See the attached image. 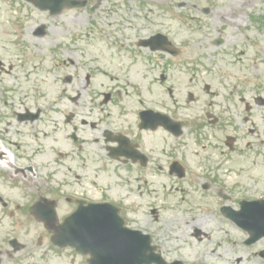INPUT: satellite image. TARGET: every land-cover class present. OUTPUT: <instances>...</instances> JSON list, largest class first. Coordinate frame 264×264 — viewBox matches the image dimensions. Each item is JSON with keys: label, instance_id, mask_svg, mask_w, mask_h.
I'll return each mask as SVG.
<instances>
[{"label": "rangeland", "instance_id": "obj_1", "mask_svg": "<svg viewBox=\"0 0 264 264\" xmlns=\"http://www.w3.org/2000/svg\"><path fill=\"white\" fill-rule=\"evenodd\" d=\"M131 1L127 0V4L130 5ZM147 1L161 4L165 0ZM170 1H187L189 4V0ZM236 1L241 0L228 1L227 4ZM117 2L110 0L94 12L76 10L73 18L58 23L59 32H88L91 39L79 48L78 55L72 57L75 63L71 58L68 65L62 60L57 69L48 53L56 37L55 28L44 42L32 40L28 35L23 40L13 41L12 35H6L4 30L9 26L7 20L1 23L0 193L8 205L0 211L8 209L28 219L29 206L55 199L58 212H70L72 204L68 198L77 194L76 190L83 192L85 188L92 189L103 183L109 186L107 198L120 200L123 213L129 219L127 224L132 228L136 225L146 232H156V241L169 250L172 257L182 258L186 264H264V240L252 246L245 245L246 232L220 212L223 204L238 209L242 200L260 198L264 191L262 156L241 153L244 149L236 143L241 141L238 129H229L228 137L217 135L222 145L208 153L204 150L201 158L206 160V154L211 156L218 173V186L223 188L222 192H233L234 197L229 202L220 195L212 198L215 197L212 191L207 194L198 191L195 184L190 187L191 173L183 185L185 189L191 188L184 195L186 200L176 202L180 195L170 194V180L166 176L149 179L144 173L147 179L142 187L141 182H134L132 166L111 161L107 151H100L94 143L98 130L114 129L116 119L127 120L126 127H130L137 121V112L143 106L163 105L176 116L190 119L195 117L198 109L199 102L194 101L196 93L207 99L208 104L211 102L212 83L216 86L223 81L229 85L237 83L235 87L238 90L242 82L253 81L263 86L264 0H249L245 7L236 10L240 12L235 16L237 20L232 21L227 30L219 24L225 30L219 37L227 41L222 49H236L242 42L246 45L248 53L241 66L232 61V55L221 63L214 59L221 48L212 42L190 39L183 40L182 43L187 45L181 47L180 62L175 66L166 64L162 67V62L154 64L150 59L143 62V52H135L137 48L129 46L135 42L134 36H140L136 25L119 23L116 14L108 15L105 11ZM153 10L148 16L155 19L161 10ZM189 11L184 9L185 13H180V16L197 14ZM256 13L262 17L256 20ZM137 23L140 27L143 20ZM186 32L193 33L192 30ZM20 41L25 43L23 49L19 48ZM239 54L241 52H235V55ZM228 59L232 61L230 64ZM247 62L248 67L245 65ZM190 68L199 70L191 72ZM203 77L209 81L203 79L205 90L202 85L192 88L198 82L203 83L200 79ZM187 107L194 109L188 110ZM39 109V117L34 121L20 120L19 114L26 111L36 113ZM72 113L75 114L74 123L69 125L66 121ZM237 122L238 126L244 127L242 124L247 120ZM74 125L78 127L75 131L77 141L72 138ZM167 139L165 132L158 131L147 136L145 141L148 140L154 156L158 157L162 148L172 147L174 140L170 138L167 142ZM190 144L195 147L192 140ZM236 146L238 148L234 150ZM200 148L205 149V146ZM253 149L263 153L259 148ZM97 152L99 157L96 158ZM85 153H89L94 161ZM6 155H9L7 159ZM190 161L196 165L197 159L191 158ZM138 185L153 191L151 208L159 211V215H153L160 219L155 225L149 223V215L136 216V201L141 204L139 209L142 213L149 212L148 201L151 202L145 189L142 198L137 194L141 189ZM198 203L208 205L210 209L212 206V216L197 213ZM23 222L20 227L41 226L29 219Z\"/></svg>", "mask_w": 264, "mask_h": 264}, {"label": "flooded vegetation", "instance_id": "obj_2", "mask_svg": "<svg viewBox=\"0 0 264 264\" xmlns=\"http://www.w3.org/2000/svg\"><path fill=\"white\" fill-rule=\"evenodd\" d=\"M228 1L235 0H227L226 2ZM107 2L109 3L110 0H0V33L1 23L7 20L9 26L8 28H4V30L6 31V35H12L13 41L23 40L28 35L32 40H41L44 42L49 38L48 34L52 33L53 28H55L54 33L56 37L52 40L51 49L48 50V53L52 56L55 69H57L62 60L66 65L69 64L70 58L75 63L72 57L76 54L78 55L79 48L91 39L90 33L86 32H59L57 31L58 23L63 19L67 18V20H70V18H73L75 15L74 11L76 10L82 9L87 12H94L100 5L107 4ZM217 2V0H189V4H186L187 1L182 2L185 6L196 9L204 17L207 16L203 18L206 23L200 22V28L202 29L200 37L204 41L213 40L215 35L219 36V30H222L219 27L220 23L229 25L232 21L237 20L235 16L240 12L236 10L241 9L242 6L245 7L249 0L236 1L228 5L226 12L216 5ZM173 4L176 7L183 8L179 2H173ZM160 5L169 7L170 1H164L161 4H155L150 1L145 6H141L138 0H132L130 5L127 4V0H118L116 4L105 8V11L106 13L108 12V15L116 14V21L119 23H133V25H136V30L140 33L139 38H149L155 36L156 33H165L158 30L171 32L178 28L172 18H165L167 16L166 11L163 14L164 17H158L157 21L148 16V13H152L153 9L158 8ZM225 5L227 7V4ZM77 17H79L78 14ZM88 19L90 20L91 18ZM140 20H143V23L139 27L137 22ZM179 35L180 33H175L174 38H177ZM134 38L138 40L136 36ZM226 42V40H223L221 44ZM24 46L25 43L20 41L19 48L23 49ZM72 51H75V54ZM84 65L86 68L88 67L85 62ZM88 78L90 79V76ZM89 79H87V82ZM214 99V116L212 113L211 116L215 117L216 121L227 120L228 126L232 129H235L233 120L246 119L249 121L247 136L254 137L255 134V138H259L263 143L261 148L262 152H264V138L261 139L262 133L264 136V86L253 84V87H249L244 92V98H241L237 103L231 102L230 99H226L221 93L217 92ZM40 111L41 109H39V113ZM68 117L70 118V122L74 123L75 114L72 113ZM126 123L127 120L116 119L113 123L116 125L114 129L100 128L94 138V143H96L100 151L108 149L113 152L118 149L120 143L112 142V140L119 139L121 135L127 136L130 140L126 143V148L135 150L137 159H124V162L125 164L131 163L132 170L135 172L133 179L136 184L141 182L139 178L140 173L141 177H144L143 175L145 173L149 179H152L154 176H172L177 181L172 184H180L182 179H178L177 175L181 168L175 161H179L184 166L183 168L188 177L189 171L186 163L192 157H195L197 159L195 167L199 169L200 176L196 175L190 178L193 179L196 188L198 185L200 186V188L198 187L199 190H205L206 188L204 186L207 185V191L214 189L215 193L218 194V189L216 188L217 178L214 176V172L216 173L215 168L209 167L208 165L202 167L201 164H203V161L201 160V155L199 151L192 149L189 142H187L189 141L187 139L189 135L186 131L181 136L176 137L165 129L157 130L165 132L167 138H172L175 143L172 144L171 148L170 146L167 149L162 148L161 155L155 157L153 148L150 147L148 140L145 141V139L157 131L141 130L139 120L131 124L130 127H126ZM74 126V130H78L77 125ZM190 135H192L191 132ZM168 139L166 140L167 142ZM142 152H145L146 156ZM85 154L93 160V157L89 153V155L87 153ZM95 156L96 158L99 157L98 152ZM177 156L180 160H178ZM143 159L146 160L144 161ZM165 168L168 170L167 174ZM171 172L173 173L171 174ZM138 187L141 188L140 185ZM76 192L78 195L75 194L73 197L68 198V202L72 204L70 213L78 210L81 202H83L82 207H88L90 203L101 204L107 202H112L121 207L119 199L112 200L107 198L106 189L103 187L97 188L94 186L92 189L85 188L83 192L77 190ZM152 192L148 191L149 197ZM137 194L142 198L143 191L140 190ZM0 197L3 199V194H0ZM212 198L215 197L212 196ZM1 203L0 201V206L2 207L0 210L5 207L7 208L8 204L6 202ZM211 210L213 209L211 208ZM0 212L3 213L0 215V264H58V261L55 260L57 258V247L53 243L55 235L53 230H49L48 228L28 229L20 227L19 223L24 220L15 214V211L6 209L5 212ZM121 212L123 211L121 210ZM136 212L137 216L139 214L149 215L151 217L149 223L155 225V222L152 220V215L145 212L142 213L140 209H137ZM7 224H11L12 226L8 227ZM150 233L154 239L157 238L156 232ZM157 246V250H161L160 246ZM66 258L69 260L68 257Z\"/></svg>", "mask_w": 264, "mask_h": 264}, {"label": "bare ground", "instance_id": "obj_3", "mask_svg": "<svg viewBox=\"0 0 264 264\" xmlns=\"http://www.w3.org/2000/svg\"><path fill=\"white\" fill-rule=\"evenodd\" d=\"M9 156V155H8ZM8 156L6 155V159L8 158ZM2 162V161H1Z\"/></svg>", "mask_w": 264, "mask_h": 264}]
</instances>
